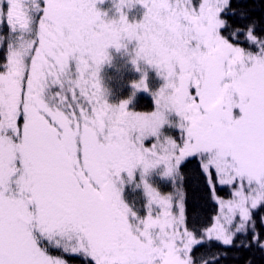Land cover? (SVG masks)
Segmentation results:
<instances>
[{
	"label": "snow or ice",
	"instance_id": "obj_1",
	"mask_svg": "<svg viewBox=\"0 0 264 264\" xmlns=\"http://www.w3.org/2000/svg\"><path fill=\"white\" fill-rule=\"evenodd\" d=\"M103 2L0 0V264L264 255V0H135L138 22ZM110 48L140 73L119 104L99 76ZM139 91L153 110L129 109Z\"/></svg>",
	"mask_w": 264,
	"mask_h": 264
},
{
	"label": "trees",
	"instance_id": "obj_2",
	"mask_svg": "<svg viewBox=\"0 0 264 264\" xmlns=\"http://www.w3.org/2000/svg\"><path fill=\"white\" fill-rule=\"evenodd\" d=\"M138 75L139 73L132 68L121 65L115 67V63L105 67L102 72L101 80L103 87L108 92V100L117 104L129 99L133 91L131 83L140 79ZM146 82L148 87L152 90H156L161 84L160 79L153 70L149 72ZM153 106L154 101L151 95L143 91L136 92L132 102L128 105L130 110L145 112L151 111ZM173 135L178 140V131ZM165 190H167L166 187ZM137 192L139 191H133L130 187L124 190V199L127 204L135 205V207H140L143 204L142 197L140 193L138 194ZM195 211L202 216L210 217L214 212V207L211 203L200 204L195 208ZM189 214L191 215V205ZM249 261H251V264H264V255H261L257 251L233 248L228 251V257L227 260L224 261V264H249Z\"/></svg>",
	"mask_w": 264,
	"mask_h": 264
},
{
	"label": "rangeland",
	"instance_id": "obj_3",
	"mask_svg": "<svg viewBox=\"0 0 264 264\" xmlns=\"http://www.w3.org/2000/svg\"><path fill=\"white\" fill-rule=\"evenodd\" d=\"M96 7L98 8V10H100L101 12H105L106 13V18L108 19H112V18H118V15L116 14L115 12V8L113 6V2L112 0H104L103 3H98L96 5ZM122 11H124L127 15V19L129 22H133V21H139L143 15V9L140 5H135L133 8L131 9H123ZM134 47V44H129L128 45V50L129 52L131 51V49ZM108 53H109V56L111 57V61L109 64H106V65H110L112 63H115V67H117L118 65H121V66H125V67H129V68H132L133 69V66L130 64L129 62V56L128 55H125L123 50H121L120 52H117L115 49H108ZM104 65L102 68H101V71L99 73V76H100V79H102V71H103V68L106 66ZM134 70V69H133ZM152 71V70H147V78H148V74L149 72ZM155 72V71H154ZM139 73V72H138ZM139 78H140V73H139ZM101 83H102V80H101ZM162 83V82H161ZM160 86V85H159ZM103 87V86H102ZM104 88V87H103ZM150 89V88H149ZM152 90V89H150ZM106 93H107V96H106V99L109 103L111 104H115L114 102H112L111 100H108V92L107 90H105ZM154 91V90H153ZM140 92V91H139ZM119 104V103H118ZM153 109H154V106H153ZM152 109V110H153ZM165 131L167 132L168 130L165 129ZM177 133V130H171V134H175ZM174 136V135H173ZM175 138V137H174ZM146 146H151L150 142H146ZM122 175H125V174H122ZM152 183H153V186L157 188L158 191L160 192H165V191H168L169 189L165 190V185L164 183L159 180L158 178L156 177H153L152 178ZM129 186H126L124 188V190L126 188H128ZM130 189L132 190V188L130 187ZM124 190L121 194L122 196V199L124 200L123 198V195H124ZM135 191H139L137 192L138 194L140 193L141 197H142V200L144 202V197H143V193H142V190L140 189H137ZM125 202V201H124ZM142 214V213H141Z\"/></svg>",
	"mask_w": 264,
	"mask_h": 264
},
{
	"label": "clouds",
	"instance_id": "obj_4",
	"mask_svg": "<svg viewBox=\"0 0 264 264\" xmlns=\"http://www.w3.org/2000/svg\"><path fill=\"white\" fill-rule=\"evenodd\" d=\"M116 2L118 3L119 0H116ZM129 3L131 4L132 7L135 6V0H129Z\"/></svg>",
	"mask_w": 264,
	"mask_h": 264
}]
</instances>
